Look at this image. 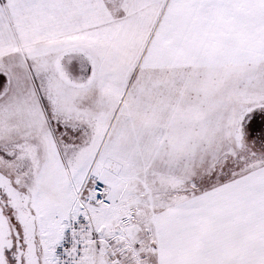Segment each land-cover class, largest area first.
Instances as JSON below:
<instances>
[{
    "label": "snow or ice",
    "instance_id": "1",
    "mask_svg": "<svg viewBox=\"0 0 264 264\" xmlns=\"http://www.w3.org/2000/svg\"><path fill=\"white\" fill-rule=\"evenodd\" d=\"M0 264H264V0H0Z\"/></svg>",
    "mask_w": 264,
    "mask_h": 264
}]
</instances>
